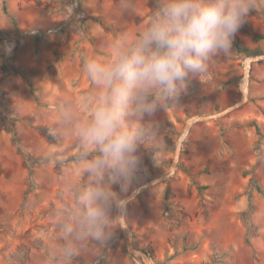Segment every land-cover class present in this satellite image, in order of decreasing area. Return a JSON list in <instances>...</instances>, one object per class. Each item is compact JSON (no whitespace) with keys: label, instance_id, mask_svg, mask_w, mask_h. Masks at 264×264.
Returning <instances> with one entry per match:
<instances>
[{"label":"rangeland","instance_id":"374dc122","mask_svg":"<svg viewBox=\"0 0 264 264\" xmlns=\"http://www.w3.org/2000/svg\"><path fill=\"white\" fill-rule=\"evenodd\" d=\"M6 1L16 23L0 0V264H264V193L251 183L264 187V0L229 55L154 118L128 117L141 161L103 246L77 216L98 155L80 129L102 94L84 62L111 63L116 37L144 29L154 0Z\"/></svg>","mask_w":264,"mask_h":264},{"label":"clouds","instance_id":"9594fccd","mask_svg":"<svg viewBox=\"0 0 264 264\" xmlns=\"http://www.w3.org/2000/svg\"><path fill=\"white\" fill-rule=\"evenodd\" d=\"M252 10V0H154L144 29L134 38L116 37L111 63L85 60L86 72L102 90L91 120L80 129L82 142L98 153L86 166L92 181L78 194V220L90 241L107 244L124 217L128 201L122 193L132 187L143 140L142 129L129 126L130 114L154 118L218 56L229 55ZM12 47L4 45L9 54Z\"/></svg>","mask_w":264,"mask_h":264},{"label":"trees","instance_id":"16d2710c","mask_svg":"<svg viewBox=\"0 0 264 264\" xmlns=\"http://www.w3.org/2000/svg\"><path fill=\"white\" fill-rule=\"evenodd\" d=\"M3 8L5 10V12L10 16L12 17L14 23H16V19L13 17V15L10 14V12L8 11V6H7V1L6 0H3ZM262 38H264V35H260ZM260 51H249V54L250 56L252 55H257L259 54ZM255 126H256V129L258 131V133L263 136V133H262V130L260 128V126L257 124V123H253ZM251 183H252V186L257 189L259 192L261 193H264V187L259 183V181L255 178V176L253 175L252 178H251ZM203 188V187H202ZM201 188V189H202ZM174 194L172 193L171 189L169 186L166 187V190H165V195H164V199L166 201V206H167V203H168V200L173 196ZM249 197H250V201H249V207H248V211H247V218L248 219H251V215H252V212L254 210V204L252 202V193L249 194Z\"/></svg>","mask_w":264,"mask_h":264},{"label":"bare ground","instance_id":"6f19581e","mask_svg":"<svg viewBox=\"0 0 264 264\" xmlns=\"http://www.w3.org/2000/svg\"><path fill=\"white\" fill-rule=\"evenodd\" d=\"M246 69H247V71L249 70V61H247V65H246ZM247 85H248V76L246 77V79H245V81H244V83H243V89H244V91H247ZM195 120H197L196 118H193V119H191L190 120V124H192ZM191 126V125H190ZM188 131L186 130V133H187Z\"/></svg>","mask_w":264,"mask_h":264},{"label":"water","instance_id":"95a60500","mask_svg":"<svg viewBox=\"0 0 264 264\" xmlns=\"http://www.w3.org/2000/svg\"><path fill=\"white\" fill-rule=\"evenodd\" d=\"M215 116H216V115H211V116H208V117H206V118H209V117H215ZM193 118H196L197 120H198V119H201V117H193ZM193 118H192V119H193ZM190 125H191V124H190V121H189L188 126H187V129H186L187 131L190 129V127H191ZM179 149H180V148H178V150H179ZM178 154H179V151H178L177 155H178ZM124 227H125V226H124Z\"/></svg>","mask_w":264,"mask_h":264},{"label":"built area","instance_id":"2783aa9c","mask_svg":"<svg viewBox=\"0 0 264 264\" xmlns=\"http://www.w3.org/2000/svg\"><path fill=\"white\" fill-rule=\"evenodd\" d=\"M246 67V66H245ZM246 69V68H245ZM248 72H249V70H248Z\"/></svg>","mask_w":264,"mask_h":264}]
</instances>
